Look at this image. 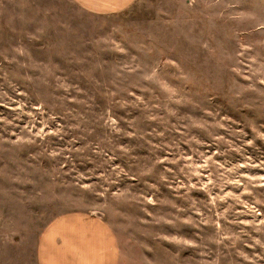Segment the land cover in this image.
Masks as SVG:
<instances>
[{
	"label": "rangeland",
	"instance_id": "rangeland-1",
	"mask_svg": "<svg viewBox=\"0 0 264 264\" xmlns=\"http://www.w3.org/2000/svg\"><path fill=\"white\" fill-rule=\"evenodd\" d=\"M70 213L124 264H264V0H0V264Z\"/></svg>",
	"mask_w": 264,
	"mask_h": 264
},
{
	"label": "crops",
	"instance_id": "crops-1",
	"mask_svg": "<svg viewBox=\"0 0 264 264\" xmlns=\"http://www.w3.org/2000/svg\"><path fill=\"white\" fill-rule=\"evenodd\" d=\"M85 12L117 14L136 0H73ZM37 264H124L109 225L93 213H70L50 222L37 245Z\"/></svg>",
	"mask_w": 264,
	"mask_h": 264
}]
</instances>
